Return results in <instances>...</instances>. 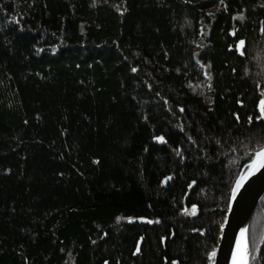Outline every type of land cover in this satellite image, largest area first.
Wrapping results in <instances>:
<instances>
[{"label": "trees", "instance_id": "16d2710c", "mask_svg": "<svg viewBox=\"0 0 264 264\" xmlns=\"http://www.w3.org/2000/svg\"><path fill=\"white\" fill-rule=\"evenodd\" d=\"M262 101L264 0H0V264H211Z\"/></svg>", "mask_w": 264, "mask_h": 264}, {"label": "water", "instance_id": "95a60500", "mask_svg": "<svg viewBox=\"0 0 264 264\" xmlns=\"http://www.w3.org/2000/svg\"><path fill=\"white\" fill-rule=\"evenodd\" d=\"M242 45L239 42L236 46V51L239 56ZM261 105L262 102L260 103ZM153 142L159 146L164 145V141L157 138ZM256 159L255 153L252 161L247 164L246 170L238 177L233 185L228 208L219 228L211 264H232L234 253L239 252L240 244L243 240L246 244L244 252L247 256V264H250V254L247 244L248 226L256 207L264 198V165L254 166ZM169 180L170 178L165 179L162 182V186H165ZM238 181H240L239 186H237ZM234 189L235 196H233ZM144 223L148 222L144 221ZM140 247L141 241L137 245L135 255H138Z\"/></svg>", "mask_w": 264, "mask_h": 264}, {"label": "snow or ice", "instance_id": "6c2138e0", "mask_svg": "<svg viewBox=\"0 0 264 264\" xmlns=\"http://www.w3.org/2000/svg\"><path fill=\"white\" fill-rule=\"evenodd\" d=\"M240 44H244V41H240ZM132 71L135 72L136 69L134 68L132 69ZM262 104H264V101H262ZM157 139L163 140L162 137L157 138ZM256 157L257 159L256 161H254V166L264 165V147H262L259 151L256 152ZM239 184H240V181L237 182V186H239ZM233 196H235V189L233 190ZM242 234H243V230H242ZM213 255L214 253L209 254V259H211ZM173 264H175V262H173ZM232 264H247V256L243 249H240L238 253H234Z\"/></svg>", "mask_w": 264, "mask_h": 264}, {"label": "bare ground", "instance_id": "6f19581e", "mask_svg": "<svg viewBox=\"0 0 264 264\" xmlns=\"http://www.w3.org/2000/svg\"><path fill=\"white\" fill-rule=\"evenodd\" d=\"M245 248H246V244H245V241L243 240V241L241 242V244H240L239 251H240V249L245 250Z\"/></svg>", "mask_w": 264, "mask_h": 264}, {"label": "rangeland", "instance_id": "374dc122", "mask_svg": "<svg viewBox=\"0 0 264 264\" xmlns=\"http://www.w3.org/2000/svg\"><path fill=\"white\" fill-rule=\"evenodd\" d=\"M241 174H243V173H241ZM241 174H240V175H241ZM240 175H239V176H240ZM239 176H238V177H239ZM237 179H238V178H237ZM247 244H248V240H247ZM248 250H249V245H248ZM212 253H213V252H212ZM249 254H250V250H249Z\"/></svg>", "mask_w": 264, "mask_h": 264}]
</instances>
